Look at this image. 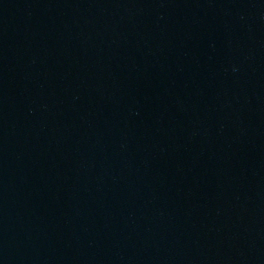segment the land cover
<instances>
[{"label": "water", "instance_id": "obj_1", "mask_svg": "<svg viewBox=\"0 0 264 264\" xmlns=\"http://www.w3.org/2000/svg\"><path fill=\"white\" fill-rule=\"evenodd\" d=\"M0 264H264V0H0Z\"/></svg>", "mask_w": 264, "mask_h": 264}]
</instances>
